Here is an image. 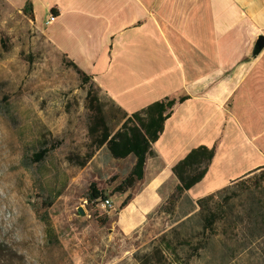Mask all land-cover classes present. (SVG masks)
<instances>
[{
	"label": "rangeland",
	"instance_id": "1",
	"mask_svg": "<svg viewBox=\"0 0 264 264\" xmlns=\"http://www.w3.org/2000/svg\"><path fill=\"white\" fill-rule=\"evenodd\" d=\"M25 3L0 0V264H149V254L150 264H264V174L210 200L219 214L214 233H203L206 211L188 196L174 213L163 208L174 192L170 183L160 198L144 181L116 192L136 157L118 159L106 146L91 148L89 84L48 39L43 22L50 12L39 8L37 22ZM94 85L117 130L123 112ZM43 139L55 148L33 162ZM92 150L85 166L71 160ZM93 182L113 209L87 202ZM130 193L137 198L120 210ZM161 237L173 248L163 246V257Z\"/></svg>",
	"mask_w": 264,
	"mask_h": 264
},
{
	"label": "crops",
	"instance_id": "2",
	"mask_svg": "<svg viewBox=\"0 0 264 264\" xmlns=\"http://www.w3.org/2000/svg\"><path fill=\"white\" fill-rule=\"evenodd\" d=\"M32 2L37 22L39 8L50 12L45 25L55 9L48 39L127 113L185 97L153 144L144 188L160 198L166 183L175 187L173 166L201 145L216 153L183 197L198 201L262 172L264 49L253 50L264 32V0Z\"/></svg>",
	"mask_w": 264,
	"mask_h": 264
},
{
	"label": "trees",
	"instance_id": "3",
	"mask_svg": "<svg viewBox=\"0 0 264 264\" xmlns=\"http://www.w3.org/2000/svg\"><path fill=\"white\" fill-rule=\"evenodd\" d=\"M23 10L32 19H35L34 7L32 0H27ZM52 14L56 15L55 9H52ZM65 63L73 67L74 70L80 75L84 84H89L87 92L88 107L91 112V122L89 125V137L91 139V148L100 149L106 146L113 157L118 159L127 158L130 155H135L136 160L131 168L130 173L116 186L115 191L126 193L133 188L137 182L145 177V167L150 157L156 155L153 144L159 139L164 130L166 120L172 115L174 107L177 103L183 102L185 97L179 100L166 99L163 101H156L147 107L136 111L132 114L127 113L121 107L118 108L123 112V124L117 130H113L108 123L106 114L104 112L103 104L100 96L95 89L94 81L90 75L82 70L74 61L68 59L63 55ZM41 148L32 155L33 162L43 161L47 154L54 150V145L48 147L49 141L43 139L40 141ZM216 153V146L208 147L201 145L193 148L183 159L176 163L172 170L178 178V183L174 187V192L167 198V203L163 206L169 213H174L177 204L190 188L199 183L207 174L209 166ZM94 150L87 152L84 156H72L71 160L81 166H85L87 162L93 157ZM261 168H264L261 167ZM264 174V169L262 170ZM228 188L219 190L215 193L207 195L198 199V204L205 212L204 215V231L214 233V225L217 222L218 211L209 207L210 200ZM60 194V193H59ZM106 197L105 191L99 189L96 183H91L90 193L87 197V202L95 204L100 199ZM134 198L133 194H128L126 199L121 203L120 210L126 208ZM209 208H206L207 206ZM47 224V229L52 230L50 222L46 218L43 219ZM52 232V231H51ZM183 244H188L187 241ZM171 248V243L165 237H161L157 249H160V255L163 257V247ZM156 249V250H157ZM192 251L198 250V247L191 246ZM152 255L146 257L147 262L150 264ZM175 258L179 259L177 255ZM179 264H190L189 260L179 259Z\"/></svg>",
	"mask_w": 264,
	"mask_h": 264
},
{
	"label": "built area",
	"instance_id": "4",
	"mask_svg": "<svg viewBox=\"0 0 264 264\" xmlns=\"http://www.w3.org/2000/svg\"><path fill=\"white\" fill-rule=\"evenodd\" d=\"M56 18L55 15L51 14L49 19L46 20V25L50 24L54 19ZM264 35V32H263ZM98 206L103 207L105 209H113L114 203L113 200L110 197H104L100 199V201L97 203Z\"/></svg>",
	"mask_w": 264,
	"mask_h": 264
},
{
	"label": "water",
	"instance_id": "5",
	"mask_svg": "<svg viewBox=\"0 0 264 264\" xmlns=\"http://www.w3.org/2000/svg\"><path fill=\"white\" fill-rule=\"evenodd\" d=\"M264 49V35H260L255 43V47H254V50H253V54H259L262 50ZM79 212L82 214V215H85V210L80 207L79 208Z\"/></svg>",
	"mask_w": 264,
	"mask_h": 264
}]
</instances>
